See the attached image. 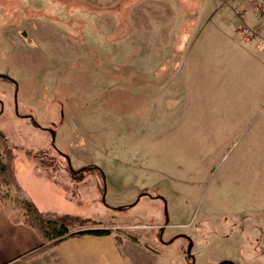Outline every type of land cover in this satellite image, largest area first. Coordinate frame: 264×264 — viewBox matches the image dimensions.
<instances>
[{
    "label": "rangeland",
    "instance_id": "obj_1",
    "mask_svg": "<svg viewBox=\"0 0 264 264\" xmlns=\"http://www.w3.org/2000/svg\"><path fill=\"white\" fill-rule=\"evenodd\" d=\"M238 8L0 0L17 83L0 78V130L39 205L102 222L131 264H191L180 232L195 264H264V26ZM143 191L167 202L160 236L164 202L134 205Z\"/></svg>",
    "mask_w": 264,
    "mask_h": 264
},
{
    "label": "crops",
    "instance_id": "obj_2",
    "mask_svg": "<svg viewBox=\"0 0 264 264\" xmlns=\"http://www.w3.org/2000/svg\"><path fill=\"white\" fill-rule=\"evenodd\" d=\"M236 1L244 11V18L247 10H251L253 14L251 0ZM259 26L255 28L259 29L264 25ZM34 173L31 169L32 176ZM18 180L41 211L55 212L40 206L27 192L19 177ZM40 244L41 239L36 231L24 224L13 223L0 201V264H131L115 235L69 238L41 254L21 258Z\"/></svg>",
    "mask_w": 264,
    "mask_h": 264
},
{
    "label": "trees",
    "instance_id": "obj_3",
    "mask_svg": "<svg viewBox=\"0 0 264 264\" xmlns=\"http://www.w3.org/2000/svg\"><path fill=\"white\" fill-rule=\"evenodd\" d=\"M14 160L8 138L0 130V201L13 223L31 227L41 239V244L22 255V259L41 254L69 238L113 235L112 229L100 221L41 211L19 182Z\"/></svg>",
    "mask_w": 264,
    "mask_h": 264
},
{
    "label": "water",
    "instance_id": "obj_4",
    "mask_svg": "<svg viewBox=\"0 0 264 264\" xmlns=\"http://www.w3.org/2000/svg\"><path fill=\"white\" fill-rule=\"evenodd\" d=\"M0 78H7V79H9V80H10L11 82H13V83L16 85V87H17V83L15 82V80H13L12 78H10L9 76H7V75H1V74H0ZM49 132H50V133L52 134V136H53V143H54V141H55V132H54L53 130H51V129H49ZM63 155L67 158V161H68V163H69L70 170L72 171L73 167H72V163H71V159H70V157L67 156L66 154H63ZM91 168L97 169V170L101 173V175H102L103 182H104V191H103V197H102V200H103V202H105V197H106L105 175H104L103 171H102L98 166L93 165V166H91ZM73 172H76V171H73ZM142 196H150V197H151V194H150L149 192H147V191L142 192V193L140 194L139 198L137 199V201L134 203V205L140 200V198H141ZM154 198L162 199L163 202H164V208H165V213H166V222H165V224H164V228H166V226L168 225V221H169V218H168V211H167V202H166V200H165L162 196H160V195L154 196ZM178 237H185V238L188 239V242H189V243H188V247H187V255H188V257L191 259V264H195L196 259H195V256H194L193 252H192L193 247H194V242H193L192 238H191L190 236H187V235L182 234V235H179V236L174 237L171 241L175 240V239L178 238ZM219 264H234V263H233L232 261H230V260H225V261H223V262H221V263H219Z\"/></svg>",
    "mask_w": 264,
    "mask_h": 264
},
{
    "label": "built area",
    "instance_id": "obj_5",
    "mask_svg": "<svg viewBox=\"0 0 264 264\" xmlns=\"http://www.w3.org/2000/svg\"><path fill=\"white\" fill-rule=\"evenodd\" d=\"M252 4L254 6L253 11L255 13L256 18L261 21L264 20V0H253ZM236 15L241 18V10H238L236 12ZM240 35L243 39L250 40L255 36V32L251 28L241 25Z\"/></svg>",
    "mask_w": 264,
    "mask_h": 264
},
{
    "label": "flooded vegetation",
    "instance_id": "obj_6",
    "mask_svg": "<svg viewBox=\"0 0 264 264\" xmlns=\"http://www.w3.org/2000/svg\"><path fill=\"white\" fill-rule=\"evenodd\" d=\"M56 150H58V149H56ZM59 151V150H58ZM62 154V153H61ZM145 192V191H144ZM165 231V228L163 227L161 230H160V233H159V236H160V234L161 233H163ZM182 234H184V235H187V236H190L188 233H186V232H180V233H177L176 234V236H179V235H182ZM175 236V237H176ZM182 238H184L185 240H187V242H188V239L187 238H185V237H182ZM192 238V237H191ZM189 243V242H188Z\"/></svg>",
    "mask_w": 264,
    "mask_h": 264
}]
</instances>
